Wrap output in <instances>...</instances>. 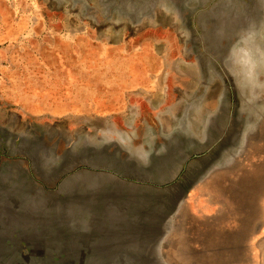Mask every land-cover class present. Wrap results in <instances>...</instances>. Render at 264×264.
<instances>
[{
	"label": "rangeland",
	"instance_id": "obj_1",
	"mask_svg": "<svg viewBox=\"0 0 264 264\" xmlns=\"http://www.w3.org/2000/svg\"><path fill=\"white\" fill-rule=\"evenodd\" d=\"M103 1L108 8L98 0H0V222L7 220L2 233L23 254L29 244L45 251L71 244L73 213L64 207L88 189L93 197V191L110 196L122 216L144 210L146 226L159 221L163 234L148 250L161 264H264V116L246 136L245 149L224 166L216 163L236 143L223 146L226 136L214 152L192 149L187 141L180 147L162 142L160 167L134 174L120 168L114 143L126 144L125 131L143 124L162 141L176 128L166 108L177 102V114L183 101L201 99L205 88L225 95L226 116L235 113L231 73L218 66L200 73L192 62L205 57L198 38L204 19L222 7L243 12L251 0H204L186 26L194 52L182 50L184 36L173 11L156 4L148 17L132 22L118 12L123 4L132 9V0ZM176 82L194 87L190 97L178 101L183 95ZM154 86L160 91L152 104L146 92ZM247 195L252 198L243 199ZM15 197L26 200L18 206ZM57 202L65 210L61 219ZM103 208L83 212L88 225H95ZM250 208L260 220L252 235L246 226L253 223ZM117 223L82 245L98 253H140Z\"/></svg>",
	"mask_w": 264,
	"mask_h": 264
},
{
	"label": "water",
	"instance_id": "obj_2",
	"mask_svg": "<svg viewBox=\"0 0 264 264\" xmlns=\"http://www.w3.org/2000/svg\"><path fill=\"white\" fill-rule=\"evenodd\" d=\"M98 2L105 5L103 0H98ZM126 2L128 3L129 0ZM203 2L204 0H151L148 4H141L137 0H132L130 2L132 9H127L123 4L118 7V12L120 16H126L132 22H138L143 16L148 17L151 9L156 4L160 8L173 11L176 19L174 21L176 22L175 27L184 36L182 50L190 49L194 52L193 48L195 47L191 49V45H193L192 36L186 26L189 23L190 16L200 8ZM229 8L231 9V7ZM224 9V7L220 8L211 17H208L209 19L205 18V22L201 24L202 34H199L198 38L205 57L196 56L192 65L200 73L206 72L208 69L212 70L215 66L225 71L227 75L231 73L230 78L235 80L233 86L236 97L235 113L230 112L226 116L225 95L223 93L218 94L217 91L209 90V88L204 89L201 99L191 103L183 101L185 96L190 95L188 89L191 88V85L176 82L174 87L183 95L178 101L183 102L180 104L177 114L174 111L177 102L172 103L165 110L164 114L176 124V128L172 129L170 134L163 135L162 141H160L155 135V138H153L150 132L148 133L147 126L143 124V126L125 131L126 144L114 142L115 151L118 155V158L114 156L115 160L124 171L128 170L134 174L138 169L142 172H150V170L152 172V170L160 167L158 159L161 156L158 155V147L165 141L170 146L174 145V147H180L183 142L187 141L192 149L206 147V152H214L218 148V143L223 141L226 136L228 138H225L223 146L232 142L236 143L233 148L222 155L216 166L230 164L245 149L246 136L256 129L255 127L264 116V32L262 33L260 30V21L264 20V0H251L250 6L243 12L235 9L225 12ZM205 104H211V108L205 109ZM238 109L239 114L237 113ZM197 119L201 121L197 123L195 121ZM232 122H234V127L231 126ZM144 132H146L145 137H143ZM104 147H108V145L105 144ZM119 154H125L126 157L122 160ZM109 182H106L105 185ZM192 184L191 181L188 187ZM236 189L235 185L231 188L232 191ZM123 190L127 194L132 191L130 188H124ZM85 191L83 192L82 189L77 191V194L72 198L70 197L68 205L64 207V209L69 207L73 213L71 217L74 223L68 229L71 244L51 247L46 251L39 244H29L27 246L29 248L28 253L23 254L19 246L11 245L12 242L8 239L9 235L4 231L2 233V230L7 226V220L4 219L0 222V264H161L151 257L152 253L148 250L150 247L148 244L154 243L155 239L163 234V231L157 227L160 224L159 221H154L156 224L153 227L146 226L145 219L149 215L146 216L144 210L140 215L126 214L122 216L121 211L120 213L114 206L110 205V196L105 198L103 195H95L96 192L93 191L94 198L90 196L92 195L91 190L86 189ZM119 191L121 190L119 189ZM145 192L146 190L139 193V198L140 195L145 197ZM248 192H251L249 186ZM248 198L251 199L252 196H243V199L249 200ZM14 199L18 206L26 200L25 198L16 197ZM117 205H120V203H117ZM176 205L177 203L173 206V211ZM100 206L104 208L103 211L97 214L95 225L92 223L88 225L84 220L83 212L86 210H99ZM64 209L60 202H57L56 210L59 212L57 218L60 217L59 219H61L65 215ZM248 212L253 217V223L250 222L246 226H249L248 230L252 235L258 230L260 220L256 211L250 208ZM58 214L56 213L55 216ZM169 214L171 215V212ZM113 223H117L116 229L121 226L120 229L124 228V232H129L130 246H141L140 253H130V251L125 250L121 252L104 250L103 253H98L88 249L84 244L82 245L83 240L85 241L94 236L100 237L104 234V228L110 229ZM236 238L235 236L232 242L238 240ZM54 245L57 244L55 243L52 246ZM44 252L46 258L40 257L38 259L37 256L42 255ZM53 257H57V259Z\"/></svg>",
	"mask_w": 264,
	"mask_h": 264
},
{
	"label": "crops",
	"instance_id": "obj_3",
	"mask_svg": "<svg viewBox=\"0 0 264 264\" xmlns=\"http://www.w3.org/2000/svg\"><path fill=\"white\" fill-rule=\"evenodd\" d=\"M144 90H142L143 91V93H145L146 92V90H145V88H143ZM150 89V91H147L146 93L148 94V99H149V101L152 103V104H154V103H157V95H159V92H157V91H160L159 90V87L158 86H154V87H152V88H149ZM155 95H156V100H155ZM152 100V101H151ZM159 101V100H158ZM146 136V132H144V134H143V137H145Z\"/></svg>",
	"mask_w": 264,
	"mask_h": 264
},
{
	"label": "bare ground",
	"instance_id": "obj_4",
	"mask_svg": "<svg viewBox=\"0 0 264 264\" xmlns=\"http://www.w3.org/2000/svg\"><path fill=\"white\" fill-rule=\"evenodd\" d=\"M182 126V125H181Z\"/></svg>",
	"mask_w": 264,
	"mask_h": 264
}]
</instances>
